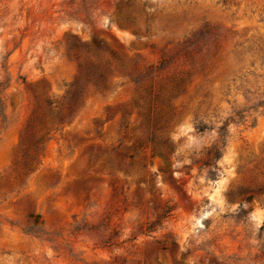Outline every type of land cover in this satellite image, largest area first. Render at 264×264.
<instances>
[{
    "label": "rangeland",
    "instance_id": "obj_1",
    "mask_svg": "<svg viewBox=\"0 0 264 264\" xmlns=\"http://www.w3.org/2000/svg\"><path fill=\"white\" fill-rule=\"evenodd\" d=\"M0 264H264V0H0Z\"/></svg>",
    "mask_w": 264,
    "mask_h": 264
},
{
    "label": "trees",
    "instance_id": "obj_2",
    "mask_svg": "<svg viewBox=\"0 0 264 264\" xmlns=\"http://www.w3.org/2000/svg\"><path fill=\"white\" fill-rule=\"evenodd\" d=\"M199 43H200V41L190 42V44L193 47H197L199 45ZM187 45L188 44H186L184 46V54L188 53V50L186 49ZM161 66L163 67L164 64ZM85 71H86V69H85ZM88 71L96 73L97 77H99L101 79L104 78L103 74L101 73V69L99 67L97 68L94 66H90L87 69V72ZM184 79H185V76L184 75L182 76V74L181 75L179 74V75H176V77L174 79H171L170 80L171 82L169 80H166L163 83L164 85L159 84L160 86H163L162 89L161 88L158 90L152 89V83H148V85L145 87V90H146V92L150 98L149 102H148V107L146 110V117H147V121L150 123V125L152 127H153V125H156L159 122V120L162 118L161 109H158L159 108L158 105H157V107L156 106L154 107V103L159 102V101L163 102L164 100H166V98L169 95L176 93L177 88L179 86L184 85ZM75 101H76V96L72 95L71 96V104H70L71 107L73 106ZM41 138L42 137L38 138L37 141H39V139H41ZM220 156H221V151L216 147H211L205 152V158L201 162V165L207 169V175L211 178H214L217 175L216 171L218 170V167L216 166V161L220 158Z\"/></svg>",
    "mask_w": 264,
    "mask_h": 264
}]
</instances>
